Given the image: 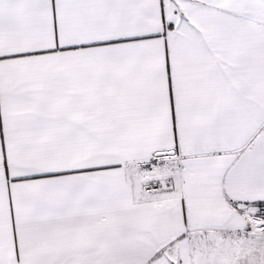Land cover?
Listing matches in <instances>:
<instances>
[{
	"label": "snow or ice",
	"instance_id": "6c2138e0",
	"mask_svg": "<svg viewBox=\"0 0 264 264\" xmlns=\"http://www.w3.org/2000/svg\"><path fill=\"white\" fill-rule=\"evenodd\" d=\"M0 264H264V0H0Z\"/></svg>",
	"mask_w": 264,
	"mask_h": 264
}]
</instances>
